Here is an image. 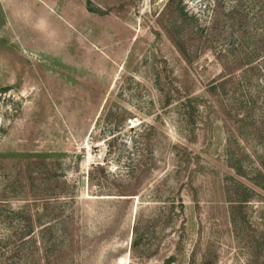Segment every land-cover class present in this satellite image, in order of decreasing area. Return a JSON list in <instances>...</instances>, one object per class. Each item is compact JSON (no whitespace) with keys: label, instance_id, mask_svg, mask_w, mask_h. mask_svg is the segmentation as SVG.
I'll list each match as a JSON object with an SVG mask.
<instances>
[{"label":"rangeland","instance_id":"rangeland-1","mask_svg":"<svg viewBox=\"0 0 264 264\" xmlns=\"http://www.w3.org/2000/svg\"><path fill=\"white\" fill-rule=\"evenodd\" d=\"M214 1L0 0V264L264 263V33Z\"/></svg>","mask_w":264,"mask_h":264},{"label":"trees","instance_id":"trees-1","mask_svg":"<svg viewBox=\"0 0 264 264\" xmlns=\"http://www.w3.org/2000/svg\"><path fill=\"white\" fill-rule=\"evenodd\" d=\"M222 1L223 0H215L213 3V6H212V10L214 12L213 22L215 21V24H218V25H219V18L217 16V13H218V9L220 8V6L222 4ZM235 3H236V0L234 1V6L232 7V9L227 14V17L229 19H235V16L240 15L239 14L240 4H235ZM254 5L256 6L257 14H258L259 18L261 19V32L264 33V0H255ZM180 16L183 17V15H180ZM167 96H168L167 97V104H168L170 102V100H169L170 96L169 95H167ZM184 101H185V99H184ZM194 103H196L195 99L186 98V101L184 103L185 106H183V107H189V108L194 107ZM232 167L236 171L237 175H240L242 177L248 176L250 181L255 182L257 184H260V185L262 183H264V158L259 159L258 167L251 172H249V171L246 172L245 169H243L239 160H236L234 162V164L232 165ZM248 193L249 192L246 189V187H244V185H242L239 182H236V184L234 185V192L231 193V195H230V197L232 199L230 201L231 204H230V208H229V224L232 228V232H233L234 236L237 239L243 240V239L247 238L248 242L255 241L254 243L258 244L257 239L253 235L250 234V231H249L250 229H248V231H247V228H249V227H248V217L245 213V210L248 206V203L250 202L249 201L250 197H249ZM262 247L258 246L257 248L259 250H261ZM263 252H264V249L262 250V252L259 251L257 253V256H260L261 253L263 254Z\"/></svg>","mask_w":264,"mask_h":264}]
</instances>
